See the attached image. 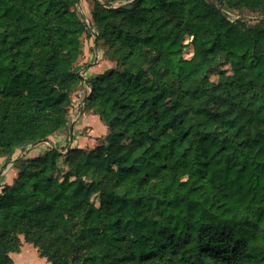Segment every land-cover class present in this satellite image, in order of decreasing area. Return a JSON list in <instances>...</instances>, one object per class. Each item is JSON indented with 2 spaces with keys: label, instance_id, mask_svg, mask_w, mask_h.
<instances>
[{
  "label": "trees",
  "instance_id": "1",
  "mask_svg": "<svg viewBox=\"0 0 264 264\" xmlns=\"http://www.w3.org/2000/svg\"><path fill=\"white\" fill-rule=\"evenodd\" d=\"M76 4L0 0V156L69 128ZM92 14L116 65L87 78L84 111L107 133L16 161L0 264L21 235L51 264H264V0H97ZM63 165L86 178L58 184Z\"/></svg>",
  "mask_w": 264,
  "mask_h": 264
},
{
  "label": "rangeland",
  "instance_id": "2",
  "mask_svg": "<svg viewBox=\"0 0 264 264\" xmlns=\"http://www.w3.org/2000/svg\"><path fill=\"white\" fill-rule=\"evenodd\" d=\"M96 1L97 0H77V4L75 6L78 16L80 17V19L84 23H86V25L88 27V31L83 32V33L76 35V36H72L70 38V41L72 42V44L74 46H77L80 48V53L77 57V62L75 64V70L77 71L78 74H80L83 77V82L79 85L78 89L74 93L73 102L69 108L70 126L65 132H69V130L72 127L73 121L74 120L76 121L77 118L79 117L81 109L84 110L86 99H85V101H82V99H80V93H78L77 91L80 88L87 89L85 87L86 84L90 87V85L87 83L86 79L84 78L85 77L84 76L85 75V68H86L85 62H83L84 59H86L90 56L91 61H93L94 63H97V64H101L100 69L101 68L104 69L103 72H105L106 70H108L110 68L115 67V65H116L115 58L111 54H108L107 50L105 49V47L102 44H99L97 42L98 29L96 28V26L94 24L93 14H92V11H93V8L95 6ZM98 1H100L102 4H105V6H107V7L117 8V7L122 6V5H129L134 0H117L115 2H110V0H98ZM226 13H227V15H229V17L232 21H235L239 17L238 12H230L229 11ZM241 14L243 16H247L246 18L248 20H251V23H256L259 20H261V17L258 14H254V13L247 11V10L242 11ZM192 39H193L192 37H188L183 44L184 56H186L188 58L194 56V47L192 45ZM217 68H218L217 71H213L211 74V79L213 81L218 79L217 74H218L220 69H228V70L230 69V67L228 65L224 64L223 62H220V64H218ZM90 93H91V88L89 90V94ZM87 96H86V98H87ZM99 120L101 121L100 118H99ZM95 121L97 122V120H95ZM96 128L97 129L99 128V126L97 124H96ZM102 139L103 138L98 139L96 146H99L102 143V141H103ZM96 146H94V147H96ZM88 149H92V148H88ZM59 151H61L62 153H66L68 151V149L67 150L63 149V150H59ZM63 170H64V174L56 180V182L58 184H60L63 181L70 183V182L75 181V180L86 178V176L84 174H81V175L73 174L71 169L67 165H63ZM21 243H22V245H21L20 251L22 250V247L25 245H31L32 247L37 249V247L33 243L27 242L25 240V236H23V235H21ZM37 251H38V249H37ZM16 253H18V252H13L10 254L12 259H13V255ZM38 253H39V251H38ZM42 258H46V257H42ZM46 260L48 261L47 258H46ZM13 261H14V259H13ZM49 263L51 264V262H49Z\"/></svg>",
  "mask_w": 264,
  "mask_h": 264
},
{
  "label": "crops",
  "instance_id": "3",
  "mask_svg": "<svg viewBox=\"0 0 264 264\" xmlns=\"http://www.w3.org/2000/svg\"><path fill=\"white\" fill-rule=\"evenodd\" d=\"M85 62V79L97 76L104 69H100L101 64L91 61L90 56L84 59ZM87 89L80 88V99L85 101L89 95L90 87L86 84ZM98 115L86 113L81 109L77 120L73 121L69 132H61L48 138L47 142L40 144H28L18 148L11 156H0V190L4 185L12 184L17 177L18 170L16 161L27 159L44 154L49 148L67 150L69 148H93L96 146L98 139L107 133V126L99 120ZM97 120V122L95 121ZM96 124L99 128H96ZM14 264H50L46 258H42L37 249L31 245H25L22 250L13 255Z\"/></svg>",
  "mask_w": 264,
  "mask_h": 264
},
{
  "label": "water",
  "instance_id": "4",
  "mask_svg": "<svg viewBox=\"0 0 264 264\" xmlns=\"http://www.w3.org/2000/svg\"><path fill=\"white\" fill-rule=\"evenodd\" d=\"M48 141V138L46 139H43V140H39L38 142H36L35 144H40V143H43V142H47Z\"/></svg>",
  "mask_w": 264,
  "mask_h": 264
}]
</instances>
